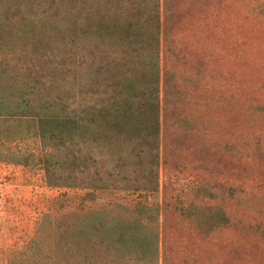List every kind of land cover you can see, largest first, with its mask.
Segmentation results:
<instances>
[{"label":"rangeland","instance_id":"1","mask_svg":"<svg viewBox=\"0 0 264 264\" xmlns=\"http://www.w3.org/2000/svg\"><path fill=\"white\" fill-rule=\"evenodd\" d=\"M80 1L83 14L101 8ZM70 2L25 0L24 13L0 17V66L20 74L35 111L81 119L71 141L62 125L40 138L31 123L0 122V264L43 221L47 238L55 218L76 213L109 211L134 224L127 213L136 203L153 214L110 264H150L152 230L157 264H264V9L253 0H160L154 135L99 120L98 102L133 65L99 39L73 49ZM86 253L106 264L100 247Z\"/></svg>","mask_w":264,"mask_h":264},{"label":"trees","instance_id":"2","mask_svg":"<svg viewBox=\"0 0 264 264\" xmlns=\"http://www.w3.org/2000/svg\"><path fill=\"white\" fill-rule=\"evenodd\" d=\"M70 3L73 17L71 30L73 49L77 44L82 43V39H99L101 45H111L115 53L123 57L124 64L133 65L128 76L125 75L126 72L122 74L120 72L122 82H118L119 91L109 94L105 102H98L95 113L99 120L115 127L133 123L157 135V84L162 47L160 0H100L101 8L97 12H86V14H83L84 7L80 5V0H71ZM252 3L255 7L258 4V7L264 9V0L256 2L253 0ZM18 4H23L22 8ZM24 5L25 0H0V17L5 16L7 11L12 12L10 16L20 15L25 11ZM115 9L118 11L114 13ZM12 23L15 24L17 21ZM8 24H11L10 21ZM0 49L5 50L1 47V41ZM252 68L254 71H260L261 66L257 64ZM5 71L10 74L4 75ZM19 75L17 73L14 76L11 67L5 70L0 66V122L31 123L40 138H43V130L47 127L49 131L54 126L56 129L62 125L66 127L65 130H61L62 135L71 141L72 134L74 136L79 129L77 125L81 119L75 114L72 116L60 115L57 112L54 114L47 112V109L43 113H37L35 109L41 107H36L32 97H27L31 93L25 97L19 87L21 85ZM93 110L91 109V113ZM42 125L43 127L40 128ZM54 136L61 137L57 133ZM45 179H47L46 171ZM61 186L81 188L80 185ZM103 188L91 186L87 189ZM152 210L151 205L136 203L130 211L127 210L128 213L126 212L127 218H135L134 224H128L130 222L125 224L115 219L109 215V211L76 213L70 217V221H67L68 217H57L53 224L54 238H47L44 234V230L51 224L43 221L35 236L20 251L9 254V264H103V258L88 257L86 248L93 244L100 247L102 253H106L105 260L111 258V252L114 254L118 250L115 248L119 243L136 238L134 232L137 225H147L143 220L146 215L153 214ZM120 226H124L125 229L121 231ZM149 234L152 238L150 264H157L158 234L153 230ZM106 264H110L108 260Z\"/></svg>","mask_w":264,"mask_h":264}]
</instances>
